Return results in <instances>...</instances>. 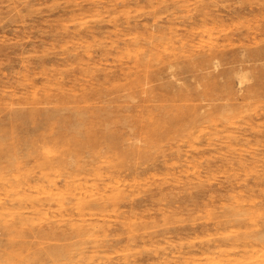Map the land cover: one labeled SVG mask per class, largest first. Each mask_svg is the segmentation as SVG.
<instances>
[{
	"label": "rangeland",
	"instance_id": "rangeland-1",
	"mask_svg": "<svg viewBox=\"0 0 264 264\" xmlns=\"http://www.w3.org/2000/svg\"><path fill=\"white\" fill-rule=\"evenodd\" d=\"M202 4L210 5L221 20L200 24L189 36L187 16ZM240 4H251L258 10L256 17L248 10L243 15L230 10ZM170 24L179 36L149 42L152 26ZM259 47L264 48V0H0L3 128L13 129L7 117L20 107L51 110L57 105L61 115L74 110L86 115L111 112L99 121L92 116L83 127L99 136L90 139L97 138L91 148L77 156L64 153L63 158L80 162L49 170L48 178L27 158L29 146L18 152V168L2 164L1 218L12 219L2 210L11 205L31 212L25 198L32 194L42 198L46 210L31 215L36 229L56 222L59 231L68 230L81 219L104 224L105 231L70 240L78 245L75 263L264 264V236L245 238L264 230L263 88L253 99L236 103L247 86L264 87V59L244 61L245 51ZM210 50L225 53L213 62L219 61L217 69L207 62ZM169 64L172 68L166 71L175 74L173 83L183 90L162 94L157 81L150 79ZM223 70L230 73L219 76ZM156 92L168 107H139L135 119L155 109L158 118L175 120L201 104L210 114L198 127L166 128L128 150L101 143L106 128L101 120L115 121L135 106L151 104L146 100ZM172 97L176 99L168 101ZM217 97L231 98L227 102L234 107L219 111L209 106ZM46 100L52 103H41ZM52 123L58 127L59 121ZM8 138H0V145L14 141ZM63 149L62 143L56 147L48 142L41 153L51 157ZM42 181L57 200L42 192ZM238 208L244 210V221L217 225L220 215ZM1 229L0 247L9 239ZM233 237L245 239V244L229 249L225 239ZM62 238L49 242H68ZM242 255L260 261H228ZM6 257L0 255V264H14Z\"/></svg>",
	"mask_w": 264,
	"mask_h": 264
},
{
	"label": "bare ground",
	"instance_id": "bare-ground-1",
	"mask_svg": "<svg viewBox=\"0 0 264 264\" xmlns=\"http://www.w3.org/2000/svg\"><path fill=\"white\" fill-rule=\"evenodd\" d=\"M251 4L249 7L240 4L238 8L230 9L234 14L242 13L243 11L248 10L253 13V16L256 17V13L258 10L251 8ZM191 11V10H190ZM239 14V15H240ZM175 13L173 14V18ZM187 20L189 21L190 29L188 30L189 36H194V29L197 28L200 24H206L207 22L216 23L221 20V18L211 11L210 5L202 4L200 9L197 8L194 12L190 13L187 16ZM154 25H157L154 23ZM149 42L153 43L156 40H165L168 38H174L179 36L178 30L175 27H172V24L166 28L159 29L156 26H152L149 30ZM126 39V38H124ZM260 48V47H259ZM206 54V53H205ZM225 53H220L217 51L210 50L208 52L207 62L211 65H214L213 62L223 57ZM264 59V48H256L252 52L245 51V62H257ZM209 65V66H210ZM208 66V65H207ZM208 66V67H209ZM219 66V61L214 67ZM166 68H172V65L169 64L167 67L162 65L160 69L155 73L151 79L152 81H157L158 87L160 88V92L162 91H172V92H181L183 87L177 88V79L175 78V74L168 73ZM230 70H223L219 73V76L228 75ZM166 79H171L170 81ZM173 81H175L173 83ZM172 85L174 86L172 88ZM222 86H228V84H221ZM257 85V84H256ZM180 86V85H178ZM263 86V85H260ZM255 84L253 86H247L246 93L241 96V100H239L237 105L245 103L246 101L253 99L258 96V89H254ZM263 93V92H262ZM163 94V92H162ZM66 99V98H65ZM176 98L172 97L168 101H174ZM224 99V101H223ZM231 98H220L217 97L213 101V103L209 104L212 108H215L219 111H227L231 110L234 106L233 102H227ZM151 104H142L131 108L128 115L122 116L115 121L111 120H101L102 124H106V128L102 131L100 135L101 143H105L108 149H126L128 150L133 145L137 144L139 141H142L147 138H152L157 136L159 132L164 131L166 128L175 129L173 126H184L185 127H198L202 125V123L207 119V115L210 114V111L207 109H203L206 105H199L196 108H189L186 111L182 112L175 120L166 118H158L159 111H155V109L148 110V116L140 119H135L134 117L139 114V107H153L158 110L164 109L168 107V102L163 98L162 95H159L157 92L153 93L151 98L146 100ZM65 103V101H62ZM159 102V103H158ZM42 104H50L52 101L46 100L45 102H41ZM158 103V104H155ZM152 105V106H150ZM159 107V108H158ZM211 109V108H210ZM62 108L57 107V105L51 110H47L46 108L40 109L37 106H31L28 108L20 107L14 109L9 113L8 119L13 127L11 131H7L3 127L5 126L3 123H0V138L1 140L9 139L11 137L14 141L11 143H5L0 145V168H2V164H5L7 167L18 168V152L23 147H28L27 150V158L35 162V164L40 168L41 175L43 178H48V171L57 169L60 166H67L79 163V160H67L63 158L64 153H68L71 155L72 153L75 156L80 155L84 149L88 150L95 143L99 136L94 134H90L88 131L83 130V127L88 123V120L92 116L94 118H98V121L103 116V114H111L108 110H103L101 112L94 111L92 115H86L87 111L74 110L73 114H63L61 115ZM120 111V110H118ZM53 120H58L59 124L52 123ZM96 121V122H98ZM0 122H3L1 120ZM92 123L93 121H89ZM50 124V125H49ZM115 124V126H111ZM49 125V127H48ZM56 125V127H55ZM118 125V126H116ZM47 126V127H46ZM46 128V132L42 131ZM48 128V129H47ZM182 129V128H181ZM186 129V128H185ZM17 132V133H16ZM20 132L24 133V136H18ZM17 134V136H16ZM32 134V135H29ZM145 136V137H144ZM78 137H82V139H77ZM92 137H97L94 140H90ZM48 142H53V145L57 147V144L62 143L64 145L63 152L59 155L57 153L51 157L42 155L41 149L47 145ZM72 142V144H70ZM94 142V143H93ZM30 157V158H29ZM2 165V166H1ZM29 172V171H28ZM39 179V176L38 178ZM40 180V179H39ZM30 181V178H29ZM40 184L41 190L43 193L47 194V198H54L57 194H53L49 192L48 186L45 185L44 181ZM27 182L26 184H28ZM13 187V186H12ZM262 192V190L260 191ZM37 195L28 194L27 203L29 202L32 208L31 212H25L23 207L11 205L9 207H3L2 210L7 211L8 215L12 216L11 220H5L2 217V213H0V226L3 228L4 234L9 236L6 242L1 244L0 255L7 256L6 258L14 261V264H73L74 260V252L77 249L74 241H70L74 239L76 236H82L85 234H90L97 231H105L106 226L104 224H95L89 223L86 219H81L80 222H71L68 230L59 231L56 226V222L49 224L45 227L34 228V217L31 215L34 214H46V210L44 208V203L42 198ZM261 202H264V193L261 196ZM48 199V200H49ZM19 201V200H18ZM1 211V210H0ZM244 210L238 208L235 212H226V214L220 215V219L217 222V225L220 226H229L234 225L235 223L244 221L241 218V214ZM264 236L263 229H256L254 232L247 234L245 237L249 239L250 237L257 239ZM20 237V238H19ZM63 237L66 243L62 245L59 244H51L50 240H57L58 238ZM15 238H19V241H15ZM225 241L228 243L229 249H237L241 248L242 245L245 244V239H240L238 237L226 238ZM84 252L83 250H81ZM81 252V253H82ZM184 260L187 259L185 256L182 257ZM254 257H237L235 259H228L229 262H259L260 259H254ZM75 264H88L87 261L83 260V263L77 262Z\"/></svg>",
	"mask_w": 264,
	"mask_h": 264
}]
</instances>
